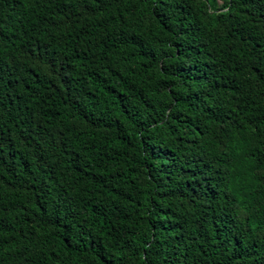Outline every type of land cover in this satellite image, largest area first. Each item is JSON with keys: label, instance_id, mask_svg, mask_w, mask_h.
<instances>
[{"label": "trees", "instance_id": "obj_1", "mask_svg": "<svg viewBox=\"0 0 264 264\" xmlns=\"http://www.w3.org/2000/svg\"><path fill=\"white\" fill-rule=\"evenodd\" d=\"M0 264H264V0H0Z\"/></svg>", "mask_w": 264, "mask_h": 264}]
</instances>
